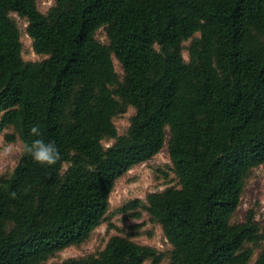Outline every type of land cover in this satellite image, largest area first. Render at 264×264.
<instances>
[{
	"label": "trees",
	"instance_id": "16d2710c",
	"mask_svg": "<svg viewBox=\"0 0 264 264\" xmlns=\"http://www.w3.org/2000/svg\"><path fill=\"white\" fill-rule=\"evenodd\" d=\"M14 14L43 60L24 58ZM131 108L120 135L115 118ZM9 128L24 149L0 177V264H44L88 242L117 182L166 147L179 186L149 193L146 210L172 246L170 264H250V244L264 264L256 211L235 219L264 165V0H54L46 13L39 0H0V133ZM35 139L61 160L36 163L25 151ZM164 258L116 235L99 255L63 264Z\"/></svg>",
	"mask_w": 264,
	"mask_h": 264
},
{
	"label": "rangeland",
	"instance_id": "374dc122",
	"mask_svg": "<svg viewBox=\"0 0 264 264\" xmlns=\"http://www.w3.org/2000/svg\"><path fill=\"white\" fill-rule=\"evenodd\" d=\"M53 5L54 0H39L40 10L44 13L48 12ZM13 16L22 31L24 58L27 61L43 60L46 56L35 52L33 39L27 32L28 21L17 14ZM98 39L103 43L109 42L105 29L99 31ZM190 44L191 40L186 41L184 44L186 59H189L187 48ZM115 64L117 71L120 75H123V68L117 59H115ZM134 114L135 109L131 108L128 113L115 118V124L120 135L127 133ZM14 133L12 128L0 133V150L9 144L16 149L9 157H0V177L12 174L24 149V145L18 136L14 140L9 139ZM104 143L106 146H110L113 141L105 140ZM170 186H179V180L173 170V164L166 147L153 159L135 166L117 182L111 194V209L107 220L95 230L88 242L81 246L68 248L44 264H63L71 258L99 255L106 248L110 238L116 235L131 237L142 245L156 247L165 254L161 264H170L172 246L166 238L162 226L154 222L146 210L148 194L163 191ZM136 200H139L140 204L124 210L125 206ZM250 209L256 211V219L264 230V165L257 168L249 179L235 219L243 221ZM248 247L252 251L253 256L250 264H254L260 253L261 246L250 244ZM146 264H152V262H147Z\"/></svg>",
	"mask_w": 264,
	"mask_h": 264
},
{
	"label": "clouds",
	"instance_id": "9594fccd",
	"mask_svg": "<svg viewBox=\"0 0 264 264\" xmlns=\"http://www.w3.org/2000/svg\"><path fill=\"white\" fill-rule=\"evenodd\" d=\"M31 134L34 136H40L39 125H33L31 127ZM16 149L13 145L9 144L0 150V157H9ZM25 151L31 155L32 159L42 166H54L60 160V152L53 142H45L43 139H35L30 145H25ZM17 193L12 192L11 197L16 198Z\"/></svg>",
	"mask_w": 264,
	"mask_h": 264
}]
</instances>
